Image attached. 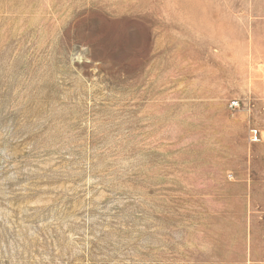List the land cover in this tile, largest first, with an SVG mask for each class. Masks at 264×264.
I'll return each mask as SVG.
<instances>
[{"label":"rangeland","instance_id":"1","mask_svg":"<svg viewBox=\"0 0 264 264\" xmlns=\"http://www.w3.org/2000/svg\"><path fill=\"white\" fill-rule=\"evenodd\" d=\"M237 1L0 0V264H264Z\"/></svg>","mask_w":264,"mask_h":264},{"label":"crops","instance_id":"2","mask_svg":"<svg viewBox=\"0 0 264 264\" xmlns=\"http://www.w3.org/2000/svg\"><path fill=\"white\" fill-rule=\"evenodd\" d=\"M237 2H243L245 10H247L250 15L257 17H264V0H238ZM226 11H228L229 6H224ZM240 7L238 6V9Z\"/></svg>","mask_w":264,"mask_h":264},{"label":"built area","instance_id":"3","mask_svg":"<svg viewBox=\"0 0 264 264\" xmlns=\"http://www.w3.org/2000/svg\"><path fill=\"white\" fill-rule=\"evenodd\" d=\"M238 105H239V101L238 100L232 99L230 101V107L234 108V107H237ZM259 136H260V132L257 129H253L249 133V139H250L251 142L258 141L259 140Z\"/></svg>","mask_w":264,"mask_h":264}]
</instances>
